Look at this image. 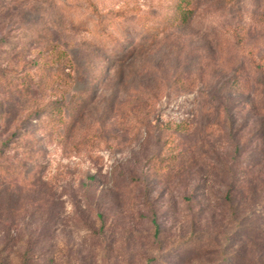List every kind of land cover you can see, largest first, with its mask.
I'll list each match as a JSON object with an SVG mask.
<instances>
[{
	"label": "rangeland",
	"instance_id": "1",
	"mask_svg": "<svg viewBox=\"0 0 264 264\" xmlns=\"http://www.w3.org/2000/svg\"><path fill=\"white\" fill-rule=\"evenodd\" d=\"M179 1L0 0L4 264H264V0Z\"/></svg>",
	"mask_w": 264,
	"mask_h": 264
},
{
	"label": "trees",
	"instance_id": "2",
	"mask_svg": "<svg viewBox=\"0 0 264 264\" xmlns=\"http://www.w3.org/2000/svg\"><path fill=\"white\" fill-rule=\"evenodd\" d=\"M191 3V0H180L178 4V8H180V14H181V19L183 21H187L188 18L191 17L193 11L190 10L189 8H184L185 5H188ZM1 153V150H0ZM233 188V187H232ZM228 197L230 198L229 201H232L233 198H231V189L228 190L227 192ZM0 264H4V261L0 260Z\"/></svg>",
	"mask_w": 264,
	"mask_h": 264
}]
</instances>
